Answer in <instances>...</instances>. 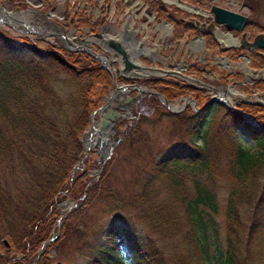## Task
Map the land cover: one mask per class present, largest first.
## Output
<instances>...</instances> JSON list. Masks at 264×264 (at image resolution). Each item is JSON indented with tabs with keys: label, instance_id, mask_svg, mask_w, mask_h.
<instances>
[{
	"label": "trees",
	"instance_id": "obj_1",
	"mask_svg": "<svg viewBox=\"0 0 264 264\" xmlns=\"http://www.w3.org/2000/svg\"><path fill=\"white\" fill-rule=\"evenodd\" d=\"M156 3L158 10L171 8ZM163 17L175 26L182 24L175 16ZM0 47L4 52L0 57V227L11 250L29 260L41 247L54 245L63 237L68 217L59 235L49 240L61 222L58 201L80 200L87 191L90 178L78 166L83 162L90 168L95 161L92 151L84 158L80 139L90 125L91 113L108 93L111 76L87 53L69 52L51 42L38 46L28 36L12 39L1 27ZM231 51L235 55L239 49ZM251 58L252 66L264 65L262 54L253 53ZM189 69L206 71L198 63ZM123 80L150 86L169 102L189 94L200 108L210 99L207 91L183 82L157 77ZM251 87L263 90L264 81H255ZM151 102L163 106L156 96ZM237 107L264 124V105L241 103ZM164 114L192 121L187 128L202 130L205 141L199 144L187 138L169 147L155 161L137 196L140 203H148L151 179L164 182L161 202L153 201L158 219L155 228L171 233L170 244H175L177 252L168 254L144 233L113 220L105 230L107 242L87 264H125L116 253L118 247L131 264H264V126L220 102L198 111L187 106L178 113ZM147 115L136 111L133 117L115 123L112 133L117 130V136H125L118 130L126 123L139 140V127ZM240 136L251 144H244ZM223 189L222 205L219 195ZM221 211L224 233L217 220ZM190 245L192 255L184 252ZM9 256L0 251V264H11ZM43 262L40 255L36 264Z\"/></svg>",
	"mask_w": 264,
	"mask_h": 264
},
{
	"label": "rangeland",
	"instance_id": "obj_2",
	"mask_svg": "<svg viewBox=\"0 0 264 264\" xmlns=\"http://www.w3.org/2000/svg\"><path fill=\"white\" fill-rule=\"evenodd\" d=\"M89 1L91 0H44V2L42 0H0V6L4 7L7 12L13 14V17H7L0 11V18H3L4 21H7L11 24H0V27L12 39L21 36H28L38 46H45L47 42L57 45L60 42L58 39L59 37L55 36L56 32L54 29L49 28L51 25L46 23L45 19L42 21L43 19L40 15H38V13L26 10L27 8H36L40 11H43L46 16L56 19L58 23L65 26L66 32L64 33L61 31V34L58 33L60 36L64 35V37L71 39L69 34L74 29L72 31L74 39H71V41L76 43L77 41L79 42L80 39L83 40L85 38L88 30L93 26H91V22L93 20H95V22L97 21V23L90 31H93V29L95 30L100 25V19L102 17L101 9H99L100 3L102 2L104 4H109L110 7H113L115 6L114 3L116 2V0H93L99 5L93 6V4H89V6L92 7V13L95 12V16H91L92 20L86 23V17L88 16H81L77 19V13L74 12H76L75 9H78L76 8L78 6L80 8H85L87 11L91 10L90 7L86 5L89 3ZM118 1L120 4L116 10L120 11L116 13L118 18L117 21L114 22V25H117L119 30H121L119 27H121L125 19H128L126 27L131 29L128 27L130 24L128 21L131 22L132 19H136L137 15L139 18L136 19L137 23H134L132 29H135L139 38L147 35L146 39L144 38L145 40H143L145 45H147L149 48H152L156 40L160 38L159 35H164L162 42L159 41V43H161L159 51L166 52L164 54L165 59L168 58V55L173 58L172 55H174L177 49V57L168 61L164 60V63H162L163 68L175 69L179 74L194 76L204 83L213 85L220 90L227 89L228 86L233 85L237 90V93L233 94L231 99L235 103H243V100L254 102L253 100L255 99L251 94H253L254 91H264L253 89L251 85L248 84V81L244 83V81L247 79L246 73L244 71L245 66L251 69V76L255 77V79H258L256 71H259L260 73L263 72L264 65L252 66V59H249V61H244L242 58L236 56L237 54L233 55L231 48L234 47L224 49V46L226 45H224L223 41H221V43L224 45L222 46L220 39L218 42L215 38L211 37L208 40L207 46V38L204 37V45H200V43L197 44L194 42L193 37L196 34L193 32H189L191 35L188 34L189 36L187 35L186 38H182V45L179 42L173 43L171 34L175 32L174 26L172 25L169 27L167 32L164 25V29H159V25L161 26V24L164 22L153 19V14L151 16L147 13V10L144 9L146 0ZM252 1L253 0H187L188 3H185L193 6H198V4H200L204 10H209L213 4H217L232 10L244 12L248 16V25H246L244 29L239 32L235 30L228 31L232 32L234 38H239V36L245 32L246 37L248 39H252V37L256 36L257 34H264V3H253ZM47 2L52 3L48 4ZM166 4L167 6H170L168 3ZM16 8H18L17 11ZM20 11L23 13L21 14ZM58 11L66 13V16L60 17ZM184 11L185 10H183V12ZM68 12L70 13L67 15ZM177 13V16L181 17L184 15L186 17L193 15L189 12L184 14L177 11ZM52 14L55 17H53ZM144 17L151 19L149 22L150 25L148 21H143ZM21 20L24 21V24ZM111 23L109 21V24ZM165 23H167L166 20ZM143 24H145L147 27L144 28ZM167 24L172 23L168 21ZM140 25L142 31L141 34H139L140 32L136 30L138 26L140 27ZM221 27L223 30H225L223 26ZM17 28H21L25 32L17 30ZM172 28L174 31H172ZM37 31H39V33H36ZM106 34L114 35V33L111 31L106 32ZM92 44L95 45V43ZM179 44L181 47H178ZM66 45L72 46L70 42H66ZM161 55L163 54L161 53ZM3 56L4 52L0 47V57ZM221 56L229 59L230 63H228L226 60L225 62L221 60ZM140 60L141 63L145 64L143 56L140 58ZM184 60L187 62L186 67L182 65ZM196 63L199 64L198 67H205L206 71L202 72L196 69L190 71L189 65H194ZM236 63H242L241 65L243 67H241L239 64V66L236 65ZM243 63H246V65ZM179 74L165 76L164 79L187 84L184 79L182 80L180 78ZM230 74L232 75L230 76ZM117 78L116 76L114 77V81L117 85L127 83L118 80ZM189 82L193 85H197L194 82ZM140 85H143V83ZM146 87L148 89H152L150 86ZM201 89L219 95L218 92L210 88L204 87ZM114 90V86L110 85L109 92L105 95H110V92ZM223 94L224 93H221V96H223ZM126 95L131 99L127 101L123 109H118V111L128 112L129 109L131 114L129 116H125V118L122 120H118L116 122V126L121 121L133 117L138 110L148 114L146 116L147 120L141 123L139 127V140L134 139V137L130 134V129L127 127L126 123H123L121 128L118 130V132H121V134L125 133V136H117V130L115 133H110L109 131L107 134H104V129L103 132L97 130L93 136L88 135V138L90 139V145L87 148V153L85 154L84 152L83 156L84 158L88 157V152L92 151L95 163H93L90 168H87L83 162L79 163L78 166V169L81 167L82 171L83 169L86 170L88 173L87 179L90 178L86 188L87 191H85L80 200L63 198L59 200L57 204L58 213L61 215V218L59 219L61 222L57 224V229L59 227V233L62 223L68 217L67 225L63 228V237L54 245L47 244L44 247H41L37 256H33L29 260H25L20 254L11 250L12 245L9 243V238L4 234L2 235V228L0 227V251L3 254H10L9 257L11 258V264H36L40 255L45 259V262H43L44 264H87L97 255L98 249L102 248L103 244L107 242L104 241L105 230L109 222L113 220L120 223L124 222L136 232L142 234L144 233L145 236H147V239L152 241L153 245H162V249H165L168 254L171 252H174L175 254L177 252V249L174 247L175 244H170L173 241V238H171V233L163 229L161 232H159V230L155 228L158 219L153 210L155 208L153 207V201H155L156 204L161 202V198L165 192L163 188L164 182L154 178L151 179L152 184L149 188H151L152 191L150 193L151 196L149 197L148 202L151 207H149L148 203H140L139 197L137 198V196H139L141 191V183L152 174L155 161H157L169 147L179 143L182 139L191 138L199 144H204L205 141L201 136L202 130L199 132V135H197V132L199 131L198 129L187 128L190 126L192 121H184L183 119L179 120L173 118L172 116L165 115L164 113L168 112L166 107L164 105L161 106L152 103L151 98L155 95H151L148 91L139 92L133 89ZM122 97L123 96L120 94V91H118L112 102L115 103V100L121 99ZM182 102L183 100L179 101V98L173 101L174 104H181ZM180 111H182V109L173 113H178ZM94 121L93 127H96L99 121V112H97L94 116ZM114 125L115 123L113 124V127ZM100 139H102V142L99 144L98 140ZM240 139L246 145L251 144V141L248 138L240 136ZM78 169H75V173H79ZM262 175L261 184H264V174ZM108 191L113 193V195H111ZM221 192L223 193H220L219 198L220 203L223 205L225 201L224 189ZM178 212L182 214L184 211L182 208H180ZM217 220L219 222L221 232L224 233L226 222L222 211L217 217ZM59 233L57 235H59ZM176 238L180 237L178 236ZM4 240L7 241V244L4 243ZM185 250L186 249L184 248L185 253H189L191 255L194 254L192 245L188 247L187 251ZM116 253L119 257L124 259L123 261L125 264H131L130 260L124 256L125 253L120 247L116 249ZM110 264L113 263L110 262Z\"/></svg>",
	"mask_w": 264,
	"mask_h": 264
},
{
	"label": "water",
	"instance_id": "obj_3",
	"mask_svg": "<svg viewBox=\"0 0 264 264\" xmlns=\"http://www.w3.org/2000/svg\"><path fill=\"white\" fill-rule=\"evenodd\" d=\"M178 1L181 3V0H178ZM191 8L192 9L190 10L186 8L184 9L189 12H194V11L197 12V9H195L194 7H191ZM16 10H18V8H16ZM27 10H37V9L28 8ZM0 11L4 13L7 17H13V14L7 12L4 9V7L0 6ZM20 13H22V11ZM210 13L212 14L211 19L214 22L224 25L228 29H233L236 31H242L248 19V16L242 12L234 11L229 8L222 7L216 4L211 6ZM143 20L145 21L146 18L144 17ZM22 22L24 24V21ZM0 24L11 25L9 22L4 21L3 18H0ZM196 24H199L201 26L204 25V23H200L197 20H196ZM17 30L24 32L22 29H19V28H17ZM62 30L64 31V29ZM130 34H132L134 42L138 43L139 50L137 49L136 52H134L129 46L128 37ZM61 36L63 37V41H64V43L61 44L62 48H64L67 51H71V52H86L92 55L95 59L99 60L100 63L109 71H111L109 67V63L118 62L120 65L118 69V74L121 76L143 78L149 75H155L157 77L163 78L165 75H176V71L174 69L171 70V69H164V68L157 67V66L143 65L140 62V59H139L140 54H146V53L143 48V44H144L143 41L137 39V37L135 36L134 30L129 31V30L123 29L121 31H115V36H109L107 42L98 41V43L99 42L101 43L100 45L98 44V46L102 48L99 51L90 47L91 46L90 42L92 41L90 36H88L87 38L89 39V43L82 41V43L76 44L77 47L76 46L68 47L66 45V41H65L66 39L64 35H61ZM242 41H243V44L241 45L240 40L235 39V43L231 44L229 47H232V46L243 47V48L247 47V49L250 51H255L256 49H264V34H257L252 41H248L245 39V37H243ZM225 48H228V46H225ZM245 60L249 61V56H246ZM256 72L258 75V79L264 80V71L262 73H260L259 71H256ZM180 75L182 79L187 81L188 85L194 88H201L203 85H205L208 88H211L214 91L219 93V90L215 88L213 85L205 84L204 82L192 76L183 75V74H180ZM254 79H255L254 77H249L248 82L251 84L253 83ZM189 81L198 82L200 85H193ZM113 85L115 87V90L111 92L110 95H106L103 97L104 103L97 110L91 113V123H90L91 125H89L87 127V131L85 130L82 134V137L80 140L82 142L85 154L87 153V150H88L87 148L90 145V142H89L90 139L88 138V135L93 136L97 130H100L101 132H103V129H104V132H103L104 134H107L109 131L110 133H112L113 124L119 119H124L125 116H129L131 114V111L129 109H128V112H119L118 109L124 108L127 101L131 99L126 94L133 89L139 92L148 91L151 95H155L156 97L160 99V101L163 103L166 109L170 112L179 111L180 109L188 105L193 110H199L208 104H212L215 102H221L225 104L226 106L232 108L236 112H238L241 116L245 117L248 121L252 122L253 124H256L259 127L264 126V124L259 123L258 120L252 114L239 110L236 107V105L233 103V101H231L230 99L221 98L219 95L212 93V92H210L211 96H210V99L207 101V103H205L201 108H198L195 106L194 100L190 95H185L184 97L179 98V101L183 100L181 104H178V103L174 104V103L169 102L166 99V97L159 91L148 89L147 87L142 86L140 84L117 85L115 84V82H113ZM118 91H120V94L123 97L121 99L115 100V103L111 104L112 101L114 100V96L118 93ZM252 96L256 97L257 101L251 102V103H258V104L264 105V91L263 92L256 91L252 94ZM97 112H99V121H98L97 126L93 127V123L95 122L94 116ZM98 142L100 144L102 142V139L98 140ZM58 233H59V227L56 230V235L51 237L49 240H52L53 238H55ZM4 243L7 244V241L4 240Z\"/></svg>",
	"mask_w": 264,
	"mask_h": 264
},
{
	"label": "flooded vegetation",
	"instance_id": "obj_4",
	"mask_svg": "<svg viewBox=\"0 0 264 264\" xmlns=\"http://www.w3.org/2000/svg\"><path fill=\"white\" fill-rule=\"evenodd\" d=\"M102 1V0H101ZM104 1V0H103ZM139 1V0H138ZM157 1H161L163 4H166L165 2H164V0H146V3H145V8L144 9H146L147 10V13L148 14H150L151 16H152V14H153V19H155V20H158V21H164V20H166V19H168L167 17H163L164 15H166V16H175L176 18H178L180 21H182V25H181V28H182V31H184V35H183V38H186V36L189 34L188 33V31L189 32H193L194 34H196L194 37H198L197 39H199L200 40V42H201V44L200 45H204V37L205 38H207V46H208V40L212 37V38H215L216 39V41H218V35H220V34H225V35H227V34H229V33H231L232 34V32H230V31H228V30H231V29H228L227 27H225L224 25H220V24H218V23H216V22H214L212 19H211V13H210V9H211V7H210V9L209 10H204V8H202L201 6H200V4H198V6H194V7H196V9H197V12H193L192 14L193 15H191V16H189V17H186L185 15L183 16V17H181V16H177V11H175V10H173V8L171 7V8H169V11H162V10H158V9H156V7L154 6L155 4H157L156 2ZM95 2V4L93 5V6H96V5H99L96 1H93V0H91V1H89V3L88 4H86L88 7H90V9L91 10H86L85 8H80L79 6L78 7H76V8H78V9H75L76 10V12H74V13H77V19L78 18H80L81 16H88V17H86V23H88L90 20H92L91 18V16H95V12L94 13H92V7L91 6H89V4H93ZM48 4H50L49 2H48ZM119 4H120V2L118 1V0H116V2L114 3V5L115 6H111L110 7V5L109 4H104V3H100V5H99V9H101V15H102V17H101V19H100V25L93 31V32H91L90 30L93 28V26H95V24L97 23V21L95 22V20H93L94 21V23H92L91 24V26H92V28H90V30H88V33H87V35L86 36H88L89 34H91V33H95V34H97V36H95V37H91V39H92V41L90 42V43H95V45L94 44H91V46H93L94 48H96V50H101L102 48H100V46H98V44L100 45L101 43L100 42H107V40H108V38H106L105 36L107 35L106 34V32H113V33H115V31H120L118 28H117V25H114V22H116L117 21V16H116V13H118L120 10H116V8H118L119 7ZM138 4V3H137ZM167 5V4H166ZM198 7V8H197ZM28 9V8H27ZM26 9V10H27ZM83 9H85V10H83ZM103 10V11H102ZM30 11H34V12H36L37 13V11H39L38 12V15H40L41 17H42V19H45V21L49 24V25H51V26H49V28H53L54 30H56L55 32H56V34H55V36L56 37H59L58 39H59V43L57 44L58 46H60L61 44H63L64 43V41L62 40V38L63 37H61L58 33H60L62 30L61 29H65V26L64 25H60V23H58V21H56V19H52L51 17H49V16H46L45 15V13L43 12V11H40V10H30ZM143 12V11H142ZM188 12V11H187ZM187 12H182V13H184V14H186ZM58 13L60 14V17L61 16H66V13H63V12H60V11H58ZM70 12H68L67 13V15L69 14ZM189 13H191V12H189ZM42 14V15H41ZM53 15V14H52ZM79 15V16H78ZM109 15V16H108ZM111 15H112V17H111ZM76 16V15H75ZM53 17H55L54 15H53ZM59 17V16H58ZM109 18V19H108ZM51 19V20H50ZM59 19V18H58ZM113 20H114V22H113ZM127 20L128 19H125L124 20V22L122 23V25H121V27H119L121 30H123V29H126V30H130V29H128L127 27H126V23H127ZM150 20L151 19H148V18H146V20L145 21H148V23L150 22ZM196 20L197 21H199L200 23H204V25L203 26H201V25H199V24H196ZM51 21V22H50ZM102 21V22H101ZM108 21H110V22H112L111 24H109L108 23ZM107 25V26H106ZM134 25V23L132 24V26ZM149 25H150V23H149ZM64 26V27H63ZM221 26H223L224 28H225V30H223L222 29V27ZM63 27V28H62ZM103 27V28H102ZM102 28V29H101ZM109 28V29H108ZM187 28V30L188 31H186L185 29ZM108 29V30H107ZM191 29V30H190ZM91 33H90V32ZM33 32H35V31H33ZM102 32V33H101ZM36 33H39V31H37ZM99 34H100V36H99ZM186 35V36H185ZM214 37H213V36ZM137 36H138V34H137ZM233 36V35H232ZM243 37H245L246 38V40H248V41H252L253 39H254V37H252V39H248L247 37H246V33L245 32H243L240 36H239V40H240V43H241V45L243 44V41H242V39H243ZM86 38V37H85ZM84 38V39H85ZM129 39H128V43H129V46L131 47V49L134 51V52H136V50L138 49L139 50V47H138V45H137V42H134V39H133V36H132V34H130L129 35V37H128ZM86 40H87V42L89 43V39H87L86 38ZM95 40V41H94ZM132 40H133V43H132ZM169 40H171V39H169ZM172 40H173V36H172ZM97 41H100L99 43H97ZM179 41H177V43H178ZM192 42V41H191ZM219 42V41H218ZM163 43L165 44V42L163 41ZM131 44H133L132 46H131ZM72 46H68V47H73L74 45L73 44H71ZM98 46V47H97ZM135 46V47H134ZM143 48H145L146 50L148 49V51H147V54H140V57H144V61H145V64H155V63H157V61H155V60H157V59H159L161 62H162V60L164 61V60H167L168 61V58H166L165 59V57H164V54H165V52H163L162 53V51H158V54H157V49L155 50V49H152L151 47V50L149 49V47L147 46V45H144V47ZM192 49V48H191ZM160 50V49H159ZM159 52H161L163 55H161V53H159ZM176 52H177V50L175 51V53H174V56L172 55V57L173 58H171V56H169L168 55V57H169V60L170 59H174V58H176L177 56V54H176ZM252 52H255V53H258V54H262L263 56H264V51L262 52V51H259V50H255V51H250V50H248L247 49V47H242V48H239V52L237 53V55L236 56H238V57H241L244 61H245V57L246 56H249V55H251V54H253ZM108 53V52H107ZM155 55V56H154ZM161 56V57H160ZM156 57V58H155ZM160 57V58H159ZM166 62V61H165ZM109 64H112V65H114V67L118 70L119 69V67H120V65H119V63L118 62H112V63H109ZM187 65V62H186V60H184L183 62H182V65ZM191 65H193V64H191ZM191 65H189V66H191ZM199 65V64H198ZM199 68H202V69H206L205 67H199ZM119 75V74H118ZM119 77H122V78H120V80L121 81H124L123 79H125V78H127V77H123V76H121V75H119ZM145 78H148V76L147 77H145Z\"/></svg>",
	"mask_w": 264,
	"mask_h": 264
},
{
	"label": "bare ground",
	"instance_id": "obj_5",
	"mask_svg": "<svg viewBox=\"0 0 264 264\" xmlns=\"http://www.w3.org/2000/svg\"><path fill=\"white\" fill-rule=\"evenodd\" d=\"M43 2H44V0H42ZM48 1V0H47ZM79 1V0H78ZM165 1H167V2H176L178 5H180L181 7H184V8H186V9H188V10H190V9H192L191 7H189V6H186V5H184V4H182V3H179L177 0H165ZM48 3V2H47ZM50 3H52V2H50ZM78 3V2H77ZM42 5V4H41ZM84 6V5H83ZM47 7V6H46ZM36 9V8H35ZM39 10V9H38ZM48 10V9H47ZM12 12V11H11ZM39 11H37V13H38ZM47 12V11H46ZM49 12V11H48ZM42 15V14H41ZM26 16V15H25ZM109 16V15H108ZM29 17V16H28ZM111 17H112V15H111ZM17 18V17H16ZM64 18V17H63ZM100 19V18H99ZM109 19V18H108ZM51 20V19H50ZM22 21V20H21ZM42 21H44V19L42 20ZM71 21V20H70ZM74 21V20H73ZM18 22V21H17ZM51 22V21H50ZM102 22V21H101ZM113 22H114V20H113ZM23 23V22H22ZM25 23H28V22H25ZM47 23V22H46ZM70 23V22H69ZM72 23V22H71ZM92 23H94V21L92 22ZM108 23H109V21H108ZM111 23V22H110ZM128 23H130L129 24V28H132V25H131V22L130 21H128ZM30 24V23H29ZM133 24V23H132ZM42 25H44V24H42ZM61 25V24H60ZM84 25V24H83ZM98 25H99V23H98ZM163 25L166 27V32L168 31V29H169V27L166 25V24H161V26L159 25V29L161 28V29H164L163 28ZM31 26V25H30ZM62 26V25H61ZM79 26V25H78ZM107 26V25H106ZM141 26V25H140ZM16 27V26H15ZM48 27V26H47ZM64 27V26H63ZM36 28V27H35ZM41 28V27H40ZM46 28V27H45ZM99 28V27H98ZM103 28V27H102ZM101 28V29H102ZM19 29H21V28H19ZM33 29V28H32ZM43 29V28H42ZM53 29V28H52ZM84 29V28H83ZM89 29V28H88ZM87 29V30H88ZM109 29V28H108ZM107 29V30H108ZM27 30V29H26ZM45 30V29H44ZM70 30V29H69ZM90 30V29H89ZM141 30V29H140ZM186 31H188L187 30V28L185 29ZM191 30V29H190ZM46 31V30H45ZM50 31V30H49ZM56 31V30H55ZM68 31V30H67ZM83 31H85V30H83ZM25 32V31H24ZM182 32V31H181ZM48 33V32H47ZM76 33V32H75ZM91 33V32H90ZM102 33V32H101ZM188 33H189V31H188ZM60 34H61V32H60ZM69 34V33H68ZM95 34V33H94ZM115 34V33H114ZM141 34V33H140ZM162 34V33H161ZM189 35H191L190 33H189ZM188 35V36H189ZM77 36H79V35H77ZM97 36V35H96ZM109 36H113V34H111V35H106L105 37L106 38H108ZM160 36V35H159ZM164 35H162V37H163ZM183 36V35H182ZM181 36V37H182ZM186 36V35H185ZM86 37V36H85ZM179 38V37H178ZM187 38H189V37H187ZM57 39V38H56ZM218 39H220V41H223V44L224 45H226V46H228V45H231V44H234L235 43V40H234V37L233 36H231V35H229V34H227V35H225V34H220V35H218ZM62 40H63V38H62ZM81 40V39H80ZM79 40V41H80ZM145 40V39H144ZM176 40H177V37H176ZM175 40V41H176ZM61 41V40H60ZM82 41V40H81ZM95 41V40H94ZM179 41V40H178ZM76 42V41H75ZM183 42V41H182ZM194 42L195 43H197V44H201V42H200V40L199 39H196V40H194ZM130 43V42H129ZM132 43H133V40H132ZM187 43V42H186ZM184 44V43H183ZM133 44H131V46H132ZM182 45V44H181ZM68 46V45H67ZM98 47V46H97ZM135 47V46H134ZM179 47V46H178ZM181 47V46H180ZM131 48V47H130ZM158 48H159V46H158ZM133 49V48H132ZM150 50H151V48H149ZM134 50V49H133ZM156 50V49H155ZM137 51V50H136ZM146 51H148V49L146 50ZM165 51V50H164ZM74 53V52H73ZM163 53V52H162ZM166 53V52H165ZM81 54V53H80ZM83 55V54H82ZM155 56V55H154ZM161 57V56H160ZM159 57V58H160ZM156 58V57H155ZM158 63V62H157ZM227 64V63H226ZM240 65L241 67H243L240 63H237L236 65ZM244 65H246V63H243ZM238 65V66H239ZM208 67H209V65H208ZM211 67V66H210ZM200 70V69H199ZM244 71H245V73H246V75H247V77L249 78V77H252L251 75H252V71L247 67V66H245L244 67ZM110 73V72H109ZM187 75V74H186ZM124 77V76H123ZM194 77V76H193ZM122 78V77H121ZM128 79V78H127ZM115 80V79H114ZM152 80V79H151ZM129 82V81H128ZM127 82V83H128ZM144 82V81H143ZM177 83V82H176ZM197 84H199V83H197ZM144 85V84H143ZM181 85V84H180ZM136 91V90H135ZM221 93H224L223 94V96H221ZM235 93H237V90L234 88V86L232 85V86H230V87H228L227 89H226V91L224 90H220L219 89V96L221 97V98H226L227 96V98H231V96L233 95V94H235ZM232 100V99H231ZM200 129V128H199ZM201 129H202V127H201ZM200 132V131H199ZM199 132H197L198 134L197 135H199ZM192 135V134H191ZM194 135H196V134H194ZM192 137V136H191Z\"/></svg>",
	"mask_w": 264,
	"mask_h": 264
},
{
	"label": "crops",
	"instance_id": "obj_6",
	"mask_svg": "<svg viewBox=\"0 0 264 264\" xmlns=\"http://www.w3.org/2000/svg\"><path fill=\"white\" fill-rule=\"evenodd\" d=\"M139 17L136 15V19H138ZM135 18L134 19H132L131 20V25H132V23H137V20H136ZM167 21V20H166ZM170 22V21H169ZM167 23H168V21H167ZM141 24V23H140ZM143 26H145V24H143ZM136 30H138L140 33L142 32L140 29H139V26H138V28L136 29ZM172 31H174V29L172 28ZM182 30L179 28V29H177V30H175V32L174 33H172L171 34V36H173V40H172V42L173 43H177V41L179 40V43L181 44V42H182V32H181ZM139 33V34H140ZM165 36H166V34H165ZM182 36V37H181ZM147 37V35H144V36H142L141 38H146ZM176 37H177V40H176ZM179 37V38H178ZM140 38V39H141ZM163 39H164V37H162ZM176 40V41H175ZM161 42H162V40H160ZM155 44L156 45H159V47H161V43H159V39H157L156 40V42H155ZM180 44L178 45V46H180ZM177 50V49H176ZM174 56V55H173ZM168 60H169V57H168Z\"/></svg>",
	"mask_w": 264,
	"mask_h": 264
}]
</instances>
